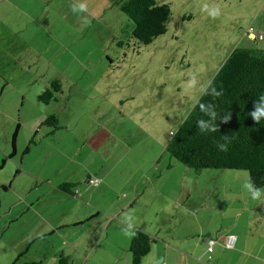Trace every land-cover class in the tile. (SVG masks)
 Returning <instances> with one entry per match:
<instances>
[{
	"label": "rangeland",
	"instance_id": "rangeland-1",
	"mask_svg": "<svg viewBox=\"0 0 264 264\" xmlns=\"http://www.w3.org/2000/svg\"><path fill=\"white\" fill-rule=\"evenodd\" d=\"M121 2L14 0V7L0 13V32L4 31L0 39L11 46L8 63L0 56V88L5 84L0 96V122L6 130L9 127L11 131L15 123L26 119L25 115L33 116L40 110L58 120L60 115V126H73L71 132L59 130L62 140L56 145L65 141L79 147L77 132L104 110L101 118L118 135L149 139L169 134L170 138L234 48L264 49V38L249 41L245 36L251 27L256 35L264 34V0H157V4L168 5L170 15L165 33L149 45H136L131 38L132 24L121 13ZM5 23L13 28L6 29ZM52 79L59 82L66 97L72 90L63 113L64 103L44 105L37 100ZM30 96L35 103H28ZM2 131L0 126V138ZM42 136L37 134L36 138ZM48 138L41 139L37 147ZM15 141L17 146L21 144L19 137ZM168 154L167 174L173 184L167 187H171V195L191 193V200L197 204L208 195L230 193L241 200L237 202L240 208L259 211L251 199L264 189L252 188L246 171L195 173ZM34 159L32 151L23 165ZM15 161L19 163L18 156ZM51 161L58 165L60 157L53 154ZM12 162L8 158L2 164L0 161V178L14 176L15 170L9 167ZM12 239L7 232L0 238V264L14 260ZM37 246V242L32 244L31 255ZM25 259L17 256L13 262L28 264Z\"/></svg>",
	"mask_w": 264,
	"mask_h": 264
},
{
	"label": "crops",
	"instance_id": "crops-1",
	"mask_svg": "<svg viewBox=\"0 0 264 264\" xmlns=\"http://www.w3.org/2000/svg\"><path fill=\"white\" fill-rule=\"evenodd\" d=\"M9 6L14 7V0H0V13ZM2 40L0 56L8 63L11 46ZM53 81L45 89L53 95L50 102L64 103L63 113L72 90L67 97L60 84L58 93L52 91ZM92 92L103 95L96 88ZM28 103H35L34 96ZM103 114L99 111L77 132L79 147L65 141L56 145L62 140L59 130L73 131V126L59 125L60 115L59 120L55 117L58 129L47 128L48 133L41 125L48 116L40 110L25 115L11 131L0 122V161L11 159L9 167L15 170L12 178H0V238L5 232L14 238L12 260L20 255L28 264H57V256H62L67 264H131L129 243L132 233L140 230L153 243L139 264H264V192L251 199L259 205V211L252 212L240 208L241 200L230 193H214L197 204L191 193L173 196L167 187L173 184L165 156L169 134L149 139L118 135ZM45 136L49 141L38 148ZM32 151L35 159L23 165ZM53 154L60 157L58 165L51 161ZM93 177L101 182L89 186L86 181ZM230 237L232 247L226 245ZM207 239L216 240L212 254ZM34 242L38 246L31 255Z\"/></svg>",
	"mask_w": 264,
	"mask_h": 264
},
{
	"label": "trees",
	"instance_id": "trees-1",
	"mask_svg": "<svg viewBox=\"0 0 264 264\" xmlns=\"http://www.w3.org/2000/svg\"><path fill=\"white\" fill-rule=\"evenodd\" d=\"M120 11L132 24L130 35L136 45H149L166 31L170 11L165 3L123 0ZM247 31L245 36L249 41L264 38V34L259 39L255 33L254 39L248 38ZM49 87L59 92L56 81ZM37 100L46 105L53 100V95L44 89ZM41 125L50 130L58 129L55 116L46 117ZM166 151L176 162L195 173L202 170L246 171L249 185L255 190L264 189V49L237 47L231 51L192 110L171 134ZM211 240L214 248L216 240ZM152 243L140 230L134 231L128 247L131 264H139ZM212 253L213 249L209 254ZM66 261L65 257L57 256V264H67Z\"/></svg>",
	"mask_w": 264,
	"mask_h": 264
},
{
	"label": "built area",
	"instance_id": "built-area-1",
	"mask_svg": "<svg viewBox=\"0 0 264 264\" xmlns=\"http://www.w3.org/2000/svg\"><path fill=\"white\" fill-rule=\"evenodd\" d=\"M247 37L248 38H255V34L253 33V30L252 29H249L247 31ZM263 37L262 34L258 35V38L261 39ZM101 182L100 179H98L97 177H93V178H90L88 181H86V183L89 185V186H94L96 185L97 183ZM233 239H231V237L228 239V241H226V245L228 246H231L233 245ZM213 244H214V241L209 239L207 240V250L209 253L212 252V249H213Z\"/></svg>",
	"mask_w": 264,
	"mask_h": 264
},
{
	"label": "clouds",
	"instance_id": "clouds-1",
	"mask_svg": "<svg viewBox=\"0 0 264 264\" xmlns=\"http://www.w3.org/2000/svg\"><path fill=\"white\" fill-rule=\"evenodd\" d=\"M255 199V198H254Z\"/></svg>",
	"mask_w": 264,
	"mask_h": 264
}]
</instances>
